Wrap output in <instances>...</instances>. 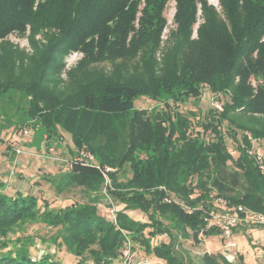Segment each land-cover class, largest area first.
<instances>
[{
  "label": "trees",
  "instance_id": "obj_1",
  "mask_svg": "<svg viewBox=\"0 0 264 264\" xmlns=\"http://www.w3.org/2000/svg\"><path fill=\"white\" fill-rule=\"evenodd\" d=\"M139 1L0 0V95L10 90L23 93L29 99L27 115L37 119L50 136L62 129L75 149H86L101 168L113 169L107 173L109 186L98 170L79 164L56 181L49 179L53 188L63 179L65 185L86 192L87 202L63 208H49L45 203L40 209L30 195L9 198L0 191L2 247L13 228L40 222L55 229L48 240L78 258L75 264L86 260L111 264L127 244H138L146 255L160 261L151 264H193L178 250L177 240L191 238L197 243L199 236L222 235L216 227H208L206 220L207 210L218 198L264 213V177L248 154L247 136L237 139L240 131L264 142V0H218L228 24L216 18L206 0H175L174 48L166 57L165 72L145 87L139 81L146 76H123L128 64L120 61L114 67L115 79L99 74L83 84L80 79L73 82L67 91L52 88L63 58L71 52L83 54L69 72L71 77L81 72L83 77L92 62L132 58L139 50L143 58L148 55L152 67L168 0H142L140 29L127 47ZM197 3L204 23L194 41L190 28ZM27 31L32 54L6 40L12 33ZM39 34L41 41L35 40ZM185 49H192L195 62L180 73L178 60ZM202 83L224 96L222 112H211L201 123L203 131L213 135L210 140L198 132L191 134L188 116L168 110L147 115L134 108L143 93L153 98L158 94L187 98L197 96ZM225 121L227 128L222 132ZM226 134L235 140L239 153L235 159L223 144ZM119 174L126 178L121 181ZM102 198L123 205L113 220L99 215L96 205ZM137 210L147 222L126 214ZM245 227L261 230L241 224L230 230V236ZM160 235H166L168 242L153 245ZM27 256L0 254V264H58L49 255L32 261ZM198 259V264H245L242 256L228 260L221 253H204Z\"/></svg>",
  "mask_w": 264,
  "mask_h": 264
},
{
  "label": "rangeland",
  "instance_id": "obj_2",
  "mask_svg": "<svg viewBox=\"0 0 264 264\" xmlns=\"http://www.w3.org/2000/svg\"><path fill=\"white\" fill-rule=\"evenodd\" d=\"M206 3L209 7L214 8V15H216V18L221 21V23L228 24L224 15V11L219 6L218 0H206ZM142 9L143 1L140 0L137 7L135 20L133 22L134 29L131 33H129L126 39L127 47L130 46L131 41L135 38V33L140 29V19L143 15ZM175 15V0H168L162 13V17L165 20V25L159 35V44L154 52L152 67L148 66V55L143 58L141 51L139 50L135 55L132 56V58L128 57L116 60L113 59L108 61L92 62L88 64L84 69L85 72L83 77H81L83 72L77 73L76 75L71 77L69 76V72H71L72 69H75L77 63L83 59V54L81 52H71L63 58L62 70L59 74L56 75V85H52V88L56 86L55 89L57 92L61 90L67 91L70 89L73 82L80 79V82H82L83 84L86 83V81H88L89 79L97 77V75L99 74H103L104 76L110 75L113 79H115L113 77V73L115 70L114 67L117 66L120 61L126 62L128 64V70L122 71L123 76H133L134 73H136L138 77L140 76V78H144L143 76H146L145 79L139 82L140 84H143V87L149 85L148 83L150 82L151 78L155 77L156 79H158L165 72L166 57L169 53L172 52L174 48L175 41L171 38V35L172 33L177 32L178 29L177 23L174 20ZM203 23L204 19L202 17L201 7L200 4L197 3L196 20L190 28V40L196 41L198 39V29ZM28 34V31L25 33V35H22L20 33H12L7 36L6 40L17 50L22 51L26 54H32V49L30 48L28 43ZM42 36L43 35L40 34L38 36H35V40L41 41V39L43 38ZM263 40L264 36L262 38V41ZM177 41L178 39L176 38V44ZM195 56L196 55L192 52V49H185L184 54L181 55L180 59L178 60L179 65L181 66L179 68L180 73L185 72L184 70H187L192 66L191 62H195ZM252 81L253 78H251V82ZM161 95L162 94H158L157 97L153 98L149 94L143 93L137 100H135L134 108L136 110L146 112L147 115L164 113L166 110H168L169 112L180 113L182 115H185L186 117L188 116L189 128L192 131V135H195V133L198 132L199 134L203 135L202 138L204 140H210V138L213 137V135L209 131H203L201 123L208 120L209 114H211V112L215 114H220L222 112V101H224V96L222 93H214L208 84L202 83L198 86L197 96H189L186 98V95H184L183 97L178 99L177 94L174 95L173 98ZM28 100L29 99L23 93L13 90L0 95V174L5 176V180L3 181L5 186L13 189H18L20 188L19 185L21 184V188H23V191H26L28 194H31L30 196L34 197L36 205L40 209H43V207H45V203L48 204L49 208H63L73 203L79 204L87 202L86 192H84L81 188L65 185V181L63 179H59V182L57 181L59 187L61 184H63V188H59L57 185L53 188V186L50 185V182L52 181L49 182L48 179H54L56 181L57 176L66 173V170L71 169V167L73 166H66V163H64V161L69 162L72 156L74 157L75 155H77L79 151H88L86 149H82L79 151L75 149L72 144L70 135L62 129H57L56 133L50 136L49 133L44 130L37 119L30 118L27 115ZM242 121L245 122V120ZM226 125L227 122H223V125L221 127L222 132H225V128H227ZM24 127L30 130L27 136L20 135L21 130ZM237 133V139H240L243 134L247 136L248 140L251 142V147L249 150H252V148H254L255 150L264 152V142L262 140H254V138L249 134L240 131H238ZM32 140L34 141L33 146H38L40 141L42 140L43 146L45 143H47L50 144L49 147H55L54 153H56L54 154V157L62 159L63 161H53L51 159L53 157H50L49 154H44L46 158L45 161L47 162V164L44 166H46L49 170V172L47 171L48 173H37L40 170L42 171V168L44 167L41 163L42 160L39 157H37L34 161V163L37 162V165L33 166L36 168L33 173H30L26 169L21 168L22 164L18 161L11 162L10 160V164L5 169L6 171H2L3 167H5L4 164L6 158L8 157L7 155H12L9 152L10 149L12 148L14 150V148L20 147L22 152L20 156L22 157L24 154L26 155L30 151V148L33 147L31 144H29ZM223 140V144L228 153L234 159L237 158L239 153L235 149V140L227 134L226 136L224 135ZM88 153L91 154L90 152ZM14 154L16 155L15 151ZM94 160L96 161L95 158ZM23 170H25V172H23ZM55 171H58L59 174L57 176L55 175V177H51L50 174L54 173ZM46 176L48 179L46 178ZM126 176L129 177L130 174L127 173ZM126 176H124L123 174H119V179L122 181L126 178ZM9 179L11 181L13 180V183L11 181V184L8 183ZM0 188L4 189L5 187ZM57 188L62 189V192L56 190ZM104 191L105 190H102V192ZM5 195L9 198H13V196H11L10 194ZM173 199L176 200V198ZM108 203H110V206L107 205ZM96 206L99 215L105 217L107 220H113L114 213L117 210H120V208L122 207V205L116 204L114 202L112 203L106 198H102V200ZM127 214L135 220L147 222V217L144 213H140L139 211H130L127 212ZM255 230L258 229H250L245 227V230H236L234 236L239 237L243 241H245L248 245L249 251L254 250V248L256 247L258 248V250L261 248L264 251L263 233H259V235L258 233L256 235H252ZM54 232L55 229L46 227L40 222L25 223L23 226H17L7 234L5 240L1 239L6 242V245L2 247V245L0 244V254L12 253V256L25 254L28 255L27 257H29L31 261L39 260L41 257L49 255V258L52 261L57 262L58 264H75L79 260L78 258L69 254L63 246L54 247V245L51 244V241L48 240V237L52 236ZM199 237L200 241L197 243L193 242L191 238L185 240L179 238L177 240V248L181 253L184 254V257L187 261L189 259L193 264H198V258H200L202 254H204V252L208 254H226L224 252L225 239H223L221 235L220 237L214 236V238H204L202 236ZM209 241L216 243V247H207ZM160 242H168V237L166 235H160L152 240L153 245ZM126 248L130 249V264H140V262L143 260H146L149 263L160 262L154 257L146 255L143 249L140 248L138 244H127ZM258 250L256 252H259ZM123 252L124 248L122 249L121 257L117 258V260L113 261L111 264H124L125 261L122 256ZM232 253H234L235 257H237V253H235L233 250H231V253L229 254L233 255ZM254 258L255 262L253 264H264V255H262V258L260 256ZM85 264L93 263L90 260H86ZM126 264H129L128 261L126 262Z\"/></svg>",
  "mask_w": 264,
  "mask_h": 264
},
{
  "label": "built area",
  "instance_id": "obj_3",
  "mask_svg": "<svg viewBox=\"0 0 264 264\" xmlns=\"http://www.w3.org/2000/svg\"><path fill=\"white\" fill-rule=\"evenodd\" d=\"M29 131V129L24 127L21 130L20 135L27 136L29 134ZM14 151L16 155H20L22 153L20 147L14 148ZM48 152H53V148L49 147ZM248 154L252 157L257 169L259 170L260 174L264 177V152H260L252 148V150L248 151ZM54 160L63 161L62 159H59L57 157H55ZM64 163H66V166L68 165V167H71L74 164H80L83 166L95 168L102 174L104 178V185L109 186V178L107 176V173L113 171V169L108 167L101 168V166L94 160V157L88 152L79 151L77 155H75L74 157L72 156L69 162L64 161ZM170 199V197H167L165 198V201L169 202ZM173 201H175L176 203L178 202L177 199H173ZM187 211L190 212L189 209H187ZM206 215L207 226L216 227L223 234V236H229L230 230L241 224H245L249 227L260 228L264 235V213H256L240 205H230L221 198H218L212 204L211 208L207 210ZM225 240L226 242L224 244V251L226 254L224 255L228 260H233L234 253H232L233 255L229 253H231V250L236 248V244L232 241H227V239ZM129 252V248L124 249L122 255L125 261L124 264H126L127 261L130 264ZM140 264L151 263L146 260H143L140 262Z\"/></svg>",
  "mask_w": 264,
  "mask_h": 264
},
{
  "label": "crops",
  "instance_id": "obj_4",
  "mask_svg": "<svg viewBox=\"0 0 264 264\" xmlns=\"http://www.w3.org/2000/svg\"><path fill=\"white\" fill-rule=\"evenodd\" d=\"M33 143H34V141L32 140V141H30V143L29 144H31L32 146H33ZM49 145L50 144H47V143H45L44 144V146H43V142H42V140L40 141V143H39V145L38 146H33L32 148H30V151L25 155H23L22 157L20 156V155H15L14 154V150L11 148L10 149V153L12 154L11 156H12V159H11V156L10 155H7L8 157L6 158V161H5V164H4V166L5 167H3V169H2V171L3 170H5L7 167H8V165L10 164V162H9V160L11 161V162H19V163H21L22 164V166H21V168H24V169H26L28 172H30V173H33L34 172V170L36 169L35 167H33L34 165H37V162H35L34 163V161H35V159L37 158V157H39L41 160H42V164H43V166L44 165H46L47 164V162L45 161L46 160V158H45V155L44 154H46V155H48L49 154V156L50 157H53V158H51L53 161H55L54 160V154L56 153H54V148L55 147H53V146H50V147H52L53 148V152H48L47 151V148L49 147ZM9 149V148H8ZM14 155V156H13ZM9 156H10V158H9ZM16 160V161H15ZM26 167H28V168H26ZM43 170L41 171H38L37 173H39V174H42V173H48L49 172V170L47 169V167L46 166H44L43 168H42ZM6 171V170H5ZM48 171V172H47ZM67 171V170H66ZM23 172H25V170H23ZM55 172H57V173H55ZM54 173H52V174H50L51 175V177L52 176H54L55 177V175L57 176L59 173H58V171H55ZM65 172V171H64ZM11 173V172H10ZM46 178H47V176H46ZM48 179V178H47ZM5 180V176H3L2 174H0V181L2 182V184H1V182H0V187H5L4 189H2V188H0V191H2V192H4V193H6V194H10L11 196H15V195H22V196H25V195H31V194H28L26 191H23V188H21L22 186H21V184L19 185V187L21 188H18V189H16V188H10V187H8V186H5V184H4V181ZM49 180V179H48ZM11 180L9 179V181H8V183H10L11 184V182L13 181H11ZM13 183V182H12ZM70 206V205H69ZM123 208V205H122V207L120 208V210ZM138 211V210H137ZM127 212H130V211H126V214H127ZM140 212V211H139ZM141 213V212H140ZM131 217V216H130ZM132 218V217H131ZM133 219V218H132ZM135 220V219H134ZM258 233V235H259V233H263L262 232V230H255V232L254 233H252V235H256ZM222 236V238L223 239H227V241H232L233 243H235L236 244V248H234L233 249V251L235 252V253H237V256H242V258H243V262L245 263V264H253L255 261H254V257H261L262 258V255H264V251H263V249H259L258 250V248L256 247V248H254V250H248L249 248H248V245H247V243L245 242V241H243L241 238H239V237H236V236H234V237H231L230 235L229 236H223V234L221 235ZM215 237H218V236H215ZM220 237V236H219ZM263 237H264V235H263ZM209 238H214V237H209ZM225 242H226V240H225ZM263 245H264V242H263ZM207 247H209V248H214V247H216V243H213V242H208V244H207ZM259 251V252H256V251ZM225 252V251H224ZM204 253H206V252H204ZM260 253H262V254H260ZM255 254H256V256H255ZM203 255V254H202ZM224 255V254H223ZM225 256V255H224Z\"/></svg>",
  "mask_w": 264,
  "mask_h": 264
}]
</instances>
